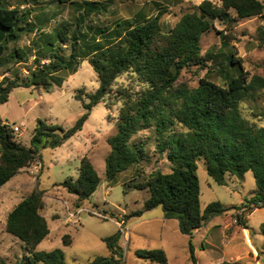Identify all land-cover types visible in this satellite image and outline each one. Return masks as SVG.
Wrapping results in <instances>:
<instances>
[{"label": "trees", "instance_id": "obj_1", "mask_svg": "<svg viewBox=\"0 0 264 264\" xmlns=\"http://www.w3.org/2000/svg\"><path fill=\"white\" fill-rule=\"evenodd\" d=\"M51 1L75 5L77 15L72 22L60 23L51 34L40 33L43 46L26 67L27 77L20 79L15 73L14 78L1 80L4 84L0 85V105L19 87L42 86L50 90L55 73L65 69L76 72L82 60H87L93 68L99 86L93 93L85 94L87 102L79 94L74 96L81 101L84 112L69 129L38 120L30 146L16 141L11 127L0 119V188L36 160L39 145L55 149L72 138L82 129L92 109L112 94L121 106L116 131L107 139L110 152L105 158L106 179L111 180L148 158L144 142L134 140L144 130L152 131L155 152L165 154L170 164L169 173L152 171L146 180L134 179L128 185L148 192L144 211L161 206L163 218L176 220L181 234L190 239L212 218L226 214L231 208L219 202L207 205L202 211L196 174L198 160L204 161L208 177L219 186H226L230 176L242 178L251 172L255 189L253 197L245 201L255 208L264 207V127L240 111L242 102L264 94V78L259 75L250 78L241 61L232 55L228 61L236 67V74L228 81L218 84L202 78L195 88L178 83L183 69L203 65L211 59L201 55L200 40L213 29L215 21L264 17V0H218L217 3L203 0L166 30L160 22V12L151 18L138 14L134 19L138 23L122 20L109 30L95 25L93 17L101 14L103 8L100 3ZM35 10L9 7L0 0V65L28 63L29 55L21 47H14L6 54L10 43H17L22 35L42 28V24L30 21ZM34 18L40 20L38 15ZM65 49L70 52L68 57L61 54ZM122 75L129 77L128 84L116 85ZM100 181L94 165L84 156L77 178H67L58 185L75 196V208L81 209ZM44 206L42 192L33 190L7 214L5 230L24 244L33 262L65 264L59 249L36 250L50 233L41 214ZM235 220L249 229L242 215H236ZM119 238L120 234L104 238L109 256L95 257L88 264H123L122 253L116 248ZM61 240L64 245L72 243L67 234ZM189 253L190 264H197L191 242ZM135 254L152 264H167L162 249L137 250ZM0 264L7 263L0 257Z\"/></svg>", "mask_w": 264, "mask_h": 264}, {"label": "rangeland", "instance_id": "obj_2", "mask_svg": "<svg viewBox=\"0 0 264 264\" xmlns=\"http://www.w3.org/2000/svg\"><path fill=\"white\" fill-rule=\"evenodd\" d=\"M83 1L102 5L101 14L93 17L95 25L99 27L114 29L115 24L127 19L136 24L138 20L134 19L138 14L142 18H151L160 12V22L166 26V30L203 0H76L78 3ZM1 2L9 7L36 9L32 11L30 21L42 24L40 30L24 34L17 43L8 45L6 55L14 47H21L29 55L27 64L10 62L0 65V80L2 77L12 79L15 73L20 79H24L27 77L26 67L43 46L40 33L51 34L60 23L72 22L77 15L76 6L57 4L51 0ZM34 15H38L40 20H35ZM200 47L201 55H207L211 59L203 65L183 69L178 83L195 88L202 78L218 84L228 81L236 74V67L228 61L232 55L241 61L250 78L254 75L264 78V17L229 20L225 23L215 21L213 29L201 37ZM61 54L68 57L70 52L65 49ZM129 80L128 76L122 75L117 79L116 85H127ZM50 83L48 91L42 86L39 89L16 88L9 95L8 102L0 105V119L9 126L16 125L20 128L15 133V139L25 146H30L31 135L38 120L64 130L72 127L84 112L81 101L74 96L79 94L87 102L85 94L93 93L99 86L97 75L87 60L80 62L76 72L65 69L55 73ZM2 84L4 83L1 82L0 85ZM120 106L121 103L112 94L106 96L103 102L92 109L79 132L55 149L39 145L38 157L30 167L21 169L0 188V257L7 264H42L33 262L24 244L5 230L7 214L18 202L36 190L43 194L45 206L41 214L47 220L50 230L36 250L50 252L59 249L63 252L65 264H88L95 257L109 256L110 250L103 239L117 234H120V238L116 248L122 253L123 264H152L138 258L135 252L156 249L165 252L167 264H189V242L192 243L200 264L208 262L213 256H217L224 264H238L234 262L238 253L235 249L239 246L243 248L242 239L222 236L224 229L229 236L235 225H238L236 215L243 216L252 242L256 245L252 244L259 247H255L256 252H246L243 261L246 264H264V207L255 208L246 201L238 204L241 199L250 200L253 197L255 182L251 172H247L242 178L232 176L227 186H219L208 177L204 161H197L196 174L202 211L213 202L231 209L226 214L213 218L207 238L201 232L194 239L184 238L175 230V221H160L163 215L161 206L144 211L148 192L128 187L134 179L136 182L146 180L152 171L170 172L165 154L155 152L156 142L151 130L140 131L134 137L135 141L144 142L148 158L115 178L106 179L105 158L110 152L107 139L116 131ZM240 111L243 116L264 127V94L242 102ZM84 156L92 162L101 181L92 197L78 210L74 205L75 196L58 184L67 178H77L80 160ZM245 205L248 207H243ZM140 211L141 215H134ZM96 213L105 218L102 219ZM225 220L235 223L230 226ZM65 234L71 237V245L62 243L61 237ZM223 240H226L225 243Z\"/></svg>", "mask_w": 264, "mask_h": 264}, {"label": "crops", "instance_id": "obj_3", "mask_svg": "<svg viewBox=\"0 0 264 264\" xmlns=\"http://www.w3.org/2000/svg\"><path fill=\"white\" fill-rule=\"evenodd\" d=\"M20 8H24V7H22V6H20ZM43 15L41 14V17H42ZM39 17V16H38ZM43 18H45L44 16H43ZM3 78V77H2ZM2 80V79H1ZM1 80H0V82H1ZM13 92V91H12ZM11 92V93H12ZM10 93V94H11ZM8 102V101H7ZM2 121V120H1ZM3 122V121H2ZM30 167V166H29ZM29 167H27V168H29ZM34 168H35V170H37V165H35L34 166ZM232 176H230V177H228V183H227V185L229 184V181H230V178H231ZM226 185V186H227ZM243 201H245V200H243V199H241L240 201H239V203L238 204H241ZM225 216V215H224ZM217 217V216H216ZM160 221H166V222H169V221H175V230H178L179 231V225H178V222L176 221V220H174V219H164L163 218V215H162V218L161 219H159ZM212 220H213V218L210 220V221H208L207 223H206V225H204L202 228H200L199 230H197L194 234H193V236H192V238L191 239H194V237L195 236H197L199 233H205L204 234V238H207V236H208V232H209V230H210V228H211V225H212ZM236 221V220H235ZM235 221H233V222H230V221H227V220H225V222H229V224H230V226H232V224H234L235 223ZM124 224V223H123ZM248 225V224H247ZM180 232V231H179ZM181 233V232H180ZM228 234V232L224 229V231H223V235L222 236H224L225 238H229V239H235V238H241L242 239V243H243V248L242 247H236V251L238 252H236L237 254H236V256H235V258H234V262H236V263H238V264H246L243 260H245L244 259V254L246 253V252H250V250L252 251V252H256V249H255V247L256 248H258L259 249V247L258 246H254L253 244H255L254 242H252V237H251V235H250V230L249 229H244L243 227H241V226H238V225H235V229L230 233V235L228 236L227 235ZM184 238H188L187 236H185V235H183V234H181ZM47 238V237H46ZM224 242L223 243H225V241L226 240H223ZM253 243V244H252ZM256 245V244H255ZM201 246H202V244H201ZM201 249H203L202 247H201ZM196 251H195V249H194V256H195V259H196V262H197V264H200L198 261H197V256H196V253H195ZM238 254H240V255H238ZM221 263H224V262H222V261H219V259H218V257L217 256H213V257H211L210 258V260L208 261V262H206V263H204V264H221ZM190 264V263H189Z\"/></svg>", "mask_w": 264, "mask_h": 264}, {"label": "built area", "instance_id": "obj_4", "mask_svg": "<svg viewBox=\"0 0 264 264\" xmlns=\"http://www.w3.org/2000/svg\"><path fill=\"white\" fill-rule=\"evenodd\" d=\"M10 127H11V129L13 130L14 133H17L20 130V128L18 126H16V125H13V126H10ZM78 210H80V209H78ZM96 215H98L102 219L105 218V216L102 215V214L96 213ZM118 225H120V224H118Z\"/></svg>", "mask_w": 264, "mask_h": 264}]
</instances>
